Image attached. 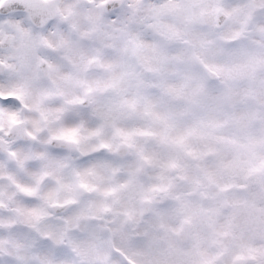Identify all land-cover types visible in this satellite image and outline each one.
<instances>
[{"label": "clouds", "instance_id": "obj_1", "mask_svg": "<svg viewBox=\"0 0 264 264\" xmlns=\"http://www.w3.org/2000/svg\"><path fill=\"white\" fill-rule=\"evenodd\" d=\"M0 264H264V0H0Z\"/></svg>", "mask_w": 264, "mask_h": 264}]
</instances>
